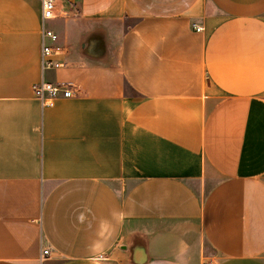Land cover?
Wrapping results in <instances>:
<instances>
[{"label": "crops", "instance_id": "0c3cea01", "mask_svg": "<svg viewBox=\"0 0 264 264\" xmlns=\"http://www.w3.org/2000/svg\"><path fill=\"white\" fill-rule=\"evenodd\" d=\"M41 9L0 0V264H264V0H56L46 71Z\"/></svg>", "mask_w": 264, "mask_h": 264}, {"label": "built area", "instance_id": "2783aa9c", "mask_svg": "<svg viewBox=\"0 0 264 264\" xmlns=\"http://www.w3.org/2000/svg\"><path fill=\"white\" fill-rule=\"evenodd\" d=\"M56 0H42L41 9V47L40 63L43 71L65 66L66 47L60 43L59 33L50 27L49 22L55 17ZM35 96L43 107L54 105L61 97H73L75 92L69 83L42 81L34 86ZM50 249H43L42 257L47 256Z\"/></svg>", "mask_w": 264, "mask_h": 264}]
</instances>
